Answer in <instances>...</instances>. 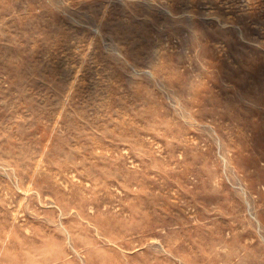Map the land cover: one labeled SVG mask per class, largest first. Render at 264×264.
<instances>
[{
    "label": "rangeland",
    "instance_id": "rangeland-1",
    "mask_svg": "<svg viewBox=\"0 0 264 264\" xmlns=\"http://www.w3.org/2000/svg\"><path fill=\"white\" fill-rule=\"evenodd\" d=\"M0 264H264V0H0Z\"/></svg>",
    "mask_w": 264,
    "mask_h": 264
}]
</instances>
